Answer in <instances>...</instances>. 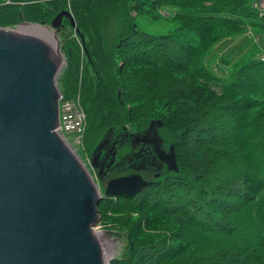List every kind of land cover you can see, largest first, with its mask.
Instances as JSON below:
<instances>
[{"label":"trees","instance_id":"16d2710c","mask_svg":"<svg viewBox=\"0 0 264 264\" xmlns=\"http://www.w3.org/2000/svg\"><path fill=\"white\" fill-rule=\"evenodd\" d=\"M13 1L0 5L2 28L46 25L71 7L81 41L64 44L60 84L80 97L88 142L105 129L144 130L154 118L175 147L178 172L161 173L136 197L101 201L130 243L112 264H264V61L242 50L208 64L222 41L264 33L256 0H150L177 9L173 19L197 44L139 30L134 11L147 1ZM115 18L108 46L104 29Z\"/></svg>","mask_w":264,"mask_h":264},{"label":"water","instance_id":"95a60500","mask_svg":"<svg viewBox=\"0 0 264 264\" xmlns=\"http://www.w3.org/2000/svg\"><path fill=\"white\" fill-rule=\"evenodd\" d=\"M64 19L77 30L68 10L51 26L22 25L59 32ZM59 53L36 36L0 28V264H111L94 233L101 221L99 205L103 198L136 197L150 185L133 173L111 180L102 194L84 161L57 132L59 77L66 63ZM163 125L151 121L133 135V143L152 146L160 161L178 172L174 146L163 149Z\"/></svg>","mask_w":264,"mask_h":264},{"label":"rangeland","instance_id":"374dc122","mask_svg":"<svg viewBox=\"0 0 264 264\" xmlns=\"http://www.w3.org/2000/svg\"><path fill=\"white\" fill-rule=\"evenodd\" d=\"M142 1H147L148 3H150V5H140V7H138V9H136L134 11L135 21H136V24H137L139 30L143 31L144 33L153 34V35L172 34L174 36V38L179 43L197 44V42H198L197 34L194 31L182 29L180 23L177 22V20L173 19V16L175 15L177 9H171L165 4H163L161 7L157 8V9H155V7H151V1L150 0H140L139 3ZM14 3L15 2L13 0H0V5H9V4H14ZM119 7H120V5H119ZM70 8L71 7L69 6L68 11L71 12ZM116 16H118V18L120 19V12H118ZM119 19L115 18V20H112V22L110 24H108L106 26V28L104 29L105 40H106V44L108 46H112L114 44L113 42H115L116 33L118 30ZM51 22L49 24H46V26H51ZM63 24H64V27L61 29L62 31L60 30L59 32H56V29L50 28V31L57 33V35H55V36L57 39L58 50L61 52L63 58L66 60L64 69H63V71L59 77L60 88L62 85V84H60V82L62 80V76L64 75L65 70L68 66L66 47L64 44H65L67 38H70V39L75 38V39L80 40L78 33L75 31L74 28H72L70 26V22L68 19H64ZM20 25L21 24L16 25L15 27H11V28L9 27V28L10 29H18ZM65 27H67V30ZM69 27H71L74 30V32H73V30L68 29ZM259 32L260 31L256 30L255 33L253 34L252 40H247L244 43H243V38H244L243 36H238L236 39H230V40L222 41L218 46H215V48H213L210 51L209 62H208L209 66L212 67L213 69H215L217 66V63L219 62L218 59L220 56L231 55V53H232V55L236 54L235 58H237L238 56H241L242 50H245L244 53H246L247 50L248 51H254L253 54H250V52H248L247 55L244 57L245 60H250V59L254 58V56H257L261 52H264V33L261 34V32L260 33ZM217 73L219 74L220 72H217ZM153 120H156V119L153 118ZM150 122L151 121L148 122L147 126L150 124ZM133 128H134V130L138 129L136 127V125H130L129 129H127V130H130ZM108 131H109V129H105L104 131L100 132V134L94 140L93 143L88 142V140L85 139L86 133H87V125H86V132H85V135L83 136L81 146H80V148H78V152L81 155L84 163L86 164V166L88 167L90 172H91L90 159H91V155L93 154L92 152L94 150V147L99 142H101V140H103V138L106 136ZM159 133L166 140V135H165L164 130L162 128H160ZM125 152H126V148L124 147L122 150V153L125 154ZM91 174H92V172H91ZM140 175H142L143 178L146 179L147 181L150 180L151 183H155L157 181L156 176L153 174H141L140 173ZM93 177H94V179L98 185L100 192L103 194L104 190L101 187L98 179L94 175H93ZM113 198H118V197H113ZM100 216H101V221L98 224V226L96 227L97 231L98 232L111 231L112 232L110 234L111 239L113 241H115V243H116L115 244V246H116L115 256L117 258L118 257H124L126 254L129 253L130 243H129L128 239L125 237V232L123 230L120 229V233H119L116 229H114L112 227V226L115 227V223H112L113 222L112 219L115 220L116 216H112L111 212L109 214L104 213V212L102 214L100 213ZM118 218L120 219V216H118ZM112 262H111V264H112Z\"/></svg>","mask_w":264,"mask_h":264},{"label":"flooded vegetation","instance_id":"af4514ba","mask_svg":"<svg viewBox=\"0 0 264 264\" xmlns=\"http://www.w3.org/2000/svg\"><path fill=\"white\" fill-rule=\"evenodd\" d=\"M145 130L112 129L94 147L90 169L104 191L111 180L133 173L153 174L159 178L161 173L170 171L168 166L160 161L152 146H140L133 143V135ZM171 146L172 144H168L163 138V149L166 152H169ZM124 147L125 154L122 153ZM96 156L97 167L92 164V158Z\"/></svg>","mask_w":264,"mask_h":264},{"label":"built area","instance_id":"2783aa9c","mask_svg":"<svg viewBox=\"0 0 264 264\" xmlns=\"http://www.w3.org/2000/svg\"><path fill=\"white\" fill-rule=\"evenodd\" d=\"M259 7L264 12V0H259ZM86 127V114L77 98H67L64 95L60 101V125L58 133L64 136L76 150L80 148Z\"/></svg>","mask_w":264,"mask_h":264},{"label":"bare ground","instance_id":"6f19581e","mask_svg":"<svg viewBox=\"0 0 264 264\" xmlns=\"http://www.w3.org/2000/svg\"><path fill=\"white\" fill-rule=\"evenodd\" d=\"M0 28H2V27H0ZM7 29H10V28H7ZM17 31L20 33L36 36L40 39H43L44 41L48 42L55 49L58 50L55 32L50 31V29L48 27L39 26V25L33 26V25H27V24L22 25L21 24L19 26V28L17 29ZM59 55L62 57V61L64 63L65 60H64L62 54L59 53ZM64 66H65V64H63V69H64ZM148 127H149V125L147 126V128ZM108 132H110V131H108ZM60 136L65 140L66 144L70 147V149L72 151H74L76 153V155H78L80 157L81 160H83L81 155L79 154L78 150H76L75 145L73 143L70 144L67 141V139L64 136H62L61 134H60ZM118 197H120V196H118ZM94 233L97 236V238H99L100 241L103 243L104 251H105V260L108 261L110 259H113V260L117 259V257L115 256V253H116L115 244L116 243H115V241H113L111 239L110 234H108L107 232H98L97 229L94 230Z\"/></svg>","mask_w":264,"mask_h":264}]
</instances>
